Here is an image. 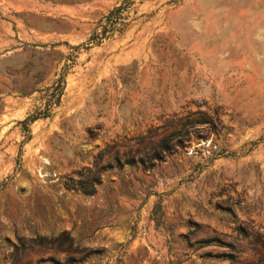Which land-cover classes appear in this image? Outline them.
I'll return each mask as SVG.
<instances>
[{
	"label": "rangeland",
	"instance_id": "1",
	"mask_svg": "<svg viewBox=\"0 0 264 264\" xmlns=\"http://www.w3.org/2000/svg\"><path fill=\"white\" fill-rule=\"evenodd\" d=\"M0 264H264V0H0Z\"/></svg>",
	"mask_w": 264,
	"mask_h": 264
},
{
	"label": "trees",
	"instance_id": "2",
	"mask_svg": "<svg viewBox=\"0 0 264 264\" xmlns=\"http://www.w3.org/2000/svg\"><path fill=\"white\" fill-rule=\"evenodd\" d=\"M121 8H122V6L121 5H119V6H116V7H114L112 10H110L109 12H108V14L105 16V20H106V22H107V24H110L112 21H114V20H112L110 17L113 15V14H116L117 12H119L120 10H121ZM106 24V25H107ZM107 27V26H106ZM105 26H103V29H102V33H104L105 31H106V28ZM39 116L37 115V114H35V115H30V116H28V117H26L23 121L25 122V121H27V120H29V121H33V120H35V119H37ZM167 149V145L166 144H164V145H162L161 147H160V150H166ZM151 158L152 159H159L160 158V153H159V151H154L153 152V154H152V156H151ZM135 162V160L133 159V158H131L130 160H129V164H133ZM139 162L142 164L143 163V160L142 159H140L139 160Z\"/></svg>",
	"mask_w": 264,
	"mask_h": 264
}]
</instances>
